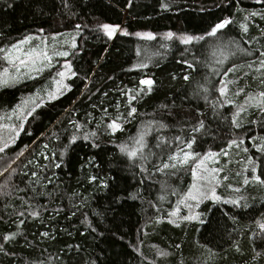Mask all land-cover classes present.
Segmentation results:
<instances>
[{
    "label": "trees",
    "instance_id": "16d2710c",
    "mask_svg": "<svg viewBox=\"0 0 264 264\" xmlns=\"http://www.w3.org/2000/svg\"><path fill=\"white\" fill-rule=\"evenodd\" d=\"M259 13L264 2L257 0H0V76L13 67L7 50L37 35L47 43L67 39L64 60L76 74L51 66L0 86V124H18L15 110L24 100L57 97L37 105L0 154V264H264V183L251 179L236 191L242 176L228 169L231 180L217 189L228 200L203 202L201 221L184 219V209L175 217L192 174L190 164L170 160L185 151L240 152L243 144L264 180L257 148L264 112L236 107L249 93L264 92ZM225 18L232 22L206 35ZM102 24L121 30L109 37ZM168 32L175 36L167 39ZM184 34L204 39L184 44ZM143 79L154 81L146 94ZM60 80L71 90L57 92ZM222 80L232 82L225 95ZM117 117L113 131L108 125Z\"/></svg>",
    "mask_w": 264,
    "mask_h": 264
},
{
    "label": "rangeland",
    "instance_id": "374dc122",
    "mask_svg": "<svg viewBox=\"0 0 264 264\" xmlns=\"http://www.w3.org/2000/svg\"><path fill=\"white\" fill-rule=\"evenodd\" d=\"M120 30H121V25H119V29H117V31L112 37H114L117 34V32H119ZM56 37L58 36H53L52 41L50 43H47L43 37L41 38V35H37V36L28 38L26 43L17 44L20 51L13 52V55L15 56H20L21 58H23L24 52H27L31 48L39 47L40 49L46 50L48 52V55L51 57V59L50 61L39 60L36 62L34 66H30L27 68L21 67L19 73L16 72L14 67H8V73L3 72L2 75L0 76V80H3L4 78L8 79V76L12 75V76H17L16 81H19L24 78L32 76V74L30 73L31 70L40 69V68L42 69L45 67L58 66V65L64 68V65L66 63L69 64L68 62L64 60L67 56H59V55H55L54 53L66 52V48L64 47L65 45H67V39H62L61 37L60 39H56ZM41 40H42V45H40ZM23 69L26 72L21 73ZM65 71L69 72L68 69H65ZM62 81L60 80L59 82L61 83H57L56 89L62 88ZM2 85H6V84L0 83V86ZM50 98H52V96L49 93L47 94V96H37L31 99L29 98L27 100H24L22 104H20L17 107V110H15V114H17L19 117L18 118L19 123L17 124L15 122V124H0V147H2L3 143L5 142H7L8 145L12 143L14 144L15 141L18 139L17 136L23 126L22 122L23 121L25 122L26 118L29 116L27 115V113L31 111L33 108H35L37 105L43 103L45 100H49ZM234 100L239 101L238 98H234ZM261 103H264V100L261 99V97L259 96V93L254 92V93H249L248 95L242 97L241 102L238 103L239 105L236 107L238 109H241V107L247 108L251 106L252 112L263 113L264 111H262L261 107L259 106V104ZM236 117L237 119H240L241 113H239V115H237ZM238 147L239 149H242L240 152H237L236 149H232V147H229L228 149L222 150L220 152L211 151V152H207L203 154H194L191 151H185V152H190L191 155L189 156L187 162L183 164L179 163L178 161L183 159L185 152L181 156L178 157V160H176L178 164L180 165L190 164V171H191L192 176H191V183L189 185V188L186 194L191 189L193 192V195H197V199H191V198L185 199L186 197L185 195L181 199V201L183 202L180 201L176 205V207H178V210L175 211V215H174L175 217H177L178 214H181L182 211L186 210L187 213L185 217H194L191 219L201 221L202 214L199 212L200 205L207 200H215L211 196V192H210L211 187H215L216 195L220 197V200L222 199L228 200L227 198L222 197L217 192L218 187L222 185V183H225L231 180L230 178L232 177V173L228 169L238 168L236 172H239V175L242 176L243 183L242 182L241 184L236 183L234 186H232V188L239 189V191H242V192L245 190V187L247 184L244 182L245 178H247L248 181L252 179V174L249 175L248 171H251L250 168L252 166V164L249 163V160L253 161V159H252V156L248 154V150L245 149V145L240 144ZM6 149L7 148H5L3 152H0V154L4 153ZM209 153H212L214 155L209 156L208 155ZM201 161H203L202 164H201ZM213 168L219 169V171H217L216 173H211V175L215 177V180L213 181L212 184L209 185L207 184L206 181L199 179L201 176H204V177L209 176L210 173L209 171H206V170H211ZM194 169L196 170V179H194L193 177ZM225 177H227V179H225ZM194 184L196 185L195 188H193ZM248 185H250V183H248ZM198 189L200 191L207 192L208 193L207 197L199 196L198 191H197ZM241 194L243 195V193ZM220 200H215V201H220ZM236 200H239V198Z\"/></svg>",
    "mask_w": 264,
    "mask_h": 264
},
{
    "label": "snow or ice",
    "instance_id": "6c2138e0",
    "mask_svg": "<svg viewBox=\"0 0 264 264\" xmlns=\"http://www.w3.org/2000/svg\"><path fill=\"white\" fill-rule=\"evenodd\" d=\"M257 2H258V3H260V2H264V0H257ZM161 6H162L163 8H167V7H168L167 4H162ZM257 14H258V13L253 12V13H250L249 15H251V16H255V15H257ZM259 14L262 15V16H264V13H259ZM245 19H247V17H246ZM231 22H232V21H231L230 19H228V18H225V19L220 20L219 22L215 23V24L211 27L210 31H208V32L206 33V35H207V36H216V34L218 33V31L224 29V28H225L226 26H228ZM79 27H80V26L77 25V28H79ZM99 27H100V28L105 32V34H106L107 36H109V37H112V36L115 34V32L117 31V29H119V25H115V26H113V25H110V24H102V25H100ZM241 27L243 28L244 31H247V26H246V25H241ZM122 31H123V30H122ZM123 34L127 35L128 33H127L126 31H124ZM136 35H137V36H143V37H146V38H148V39H153V38H154L152 33H136ZM164 36H165L167 39H171V38H173V37L175 36V34L172 33V32H168V33H165ZM27 39H28V38H26L24 41H21L20 43H21V44L26 43V42H27ZM179 39H180L181 42L184 43V44H190V43H192L194 40H203V39H204V36H192V35L184 34V35H181V36L179 37ZM73 46H75V45H73ZM0 51H5V50L0 49ZM18 51H20V49L18 48V46H17L16 44H13L12 47H11V49H10V50H7L6 55H5V57H4V58L8 61V63L11 64V65L15 68V70H16L17 73H19L21 67H25V68H27V67H30V66H34V65L36 64V62L39 61V60H42V61H50V59H51V57L48 55V52H47L46 50H44V49H40L39 47H37V48H31V49H29L27 52H24V53H23V58H21L20 56H15V55H13V52H18ZM54 54H55V55H59V56H67V55H69L68 52H56V53H54ZM260 56H261V57H264V52H261V53H260ZM17 62H18V64H17ZM217 63H222V61H217ZM259 64H260V68H261V69H264V59H261V60L259 61ZM145 66H146V65H141V67H145ZM64 67H65L66 69H68L69 72H71V65H70V64H67V63H66V64L64 65ZM188 67L191 68L192 65H191V64H188ZM232 70H233V69H228V70L224 73V75H227V73L230 72V71H232ZM214 71H215V70H214ZM4 73H8V69H7V68L4 69ZM217 74H219V73H217ZM58 75H59L60 77H64V76H65V72H63V71H62V72H59ZM71 75H72V76H75L76 74H75L74 72H71ZM16 79H17V76L9 75L7 80H0V83H7L8 80L15 81ZM184 79L187 80V79H189V77H188V76H185ZM58 83H61V82H58ZM153 83H154V81H153L152 79H143V80H141V81H140V84H141V85H148L149 88H147V89H143V88H141V89H140V93L146 94L147 92H150V91H151V87H150V86L153 85ZM220 83H221L222 86L220 87L219 91H220L221 95H225L226 92L228 91V87H227V85H228L229 83H232V82H231V81L225 82V81L222 80V81H220ZM63 88H65V89H67V90H71V86H70V85H67V84H64V85H63ZM59 91H60V89L58 88V89H57V92H59ZM204 91L206 92V91H207V88H205ZM241 91H242V90H241ZM50 95L52 96V98H57V97L55 96V94H50ZM259 96L261 97L262 100H264V92L259 93ZM131 99L134 100V99H136V97L133 96V97H131ZM250 99H251V98H250ZM259 106L261 107V110L264 111V103L259 104ZM34 111H35V108H33L31 111H29V112L27 113V115L31 116L32 113H33ZM240 111H244L243 107H241ZM135 112H136V108H135V107H131L130 111L128 112V115H129V116H132ZM236 115H239V113H237ZM118 120H119V117H117L116 120H113V121L108 125V127H109L110 129H112L113 131L119 129L120 125L117 123ZM233 123H234V125H235L236 127H240L239 123H238L237 120H236V116H234V118H233ZM92 135H94V133H93ZM76 138H77V137H76L75 135H73L71 139H72V141L74 142V141L76 140ZM88 138H89V137H88V135L86 134V135L84 136V139H88ZM177 139H179V138H177ZM136 143H137L138 145H139V144H142V143H143L142 138H141L140 140H137ZM186 143H187V147H188L189 149H191V147H192V142H186ZM231 143H232V144H235L236 141L233 140ZM241 143H243V141H241ZM8 146H9V145H8L7 142L3 143V146L0 147V152H3L4 149L7 148ZM44 147L46 148L47 145H45ZM257 148H258L259 151L264 152V143L257 145ZM121 150L127 152V154H128L130 157H135V156L137 155V152H138V149L133 148V149L129 150V149L127 148V146H122V147H121ZM225 154H226V153H225ZM21 155H22V153H21ZM61 155H63V154H61ZM190 155H191L190 152H185V153H184V156H183V159L179 160L178 162L181 163V164L186 163ZM208 155L211 156V155H214V154L209 153ZM45 158H47V157H45ZM206 158H207V157H206ZM170 160H174V161H175V160H178V157H177L176 155H173L172 157H170ZM30 163H31V162H30ZM202 163H203V161H201V164H202ZM249 163L253 165V167H252V169H251V172H252V179L255 180V181H258V182H260V183H264V180L261 179V176H257V175H255V173H256V167H255L254 162L251 161V160H249ZM169 166H170V165L167 164V163H165V164L163 165L164 168H168ZM171 166H172V167H175L176 165H175V164H172ZM55 167H60V165H59V164H56ZM6 170H7V169H5V171H6ZM206 171H209V173H210L209 176H207V177L201 176L199 179H201V180H203V181H206L207 184L210 185V184H212L213 181L215 180V177L212 176L211 173H216L217 171H219V169H215V168H213V169H211V170H206ZM32 175H33V176H36L37 173H36V172H33ZM261 175H264V173H261ZM193 177H194V179H196V170H195V169L193 170ZM92 179H95V177H93ZM225 179H227V177H225ZM244 182H245V183H248V179L245 178V181H244ZM195 187H196V185L194 184V185H193V188H195ZM197 191H198V195L201 196V197H207V195H208L207 192L200 191L199 189H198ZM236 191H239V189H236ZM210 192H211V196H212L213 199H215V200H220V197L216 195L215 187H211V188H210ZM187 198L197 199V195H193V192H192V190L190 189L189 192L186 194L185 199H187ZM181 202H183V201H181ZM226 202H230V203H233V204L238 203V202L235 201V200H233V201H226ZM31 214H32L33 216H38V215H39V213L36 212V211H33ZM174 214H175V213H173V215H174ZM21 215H23V213H21ZM191 218H194V217H184V219H191ZM21 223H23V221H21ZM259 227H260V229H261L262 231H264V224H259ZM15 235H16L15 233H13V234H11V235H5V236L3 237V240H4V241H9V240H11V239H14ZM43 235H44V236H48V233L45 232V233H43ZM2 249H3V245H0V250H2ZM161 255H164V253H161Z\"/></svg>",
    "mask_w": 264,
    "mask_h": 264
}]
</instances>
